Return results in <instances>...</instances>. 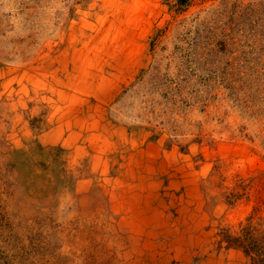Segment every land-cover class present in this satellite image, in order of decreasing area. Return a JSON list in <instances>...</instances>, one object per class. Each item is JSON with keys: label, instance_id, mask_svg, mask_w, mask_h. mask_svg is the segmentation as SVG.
Segmentation results:
<instances>
[{"label": "rangeland", "instance_id": "rangeland-1", "mask_svg": "<svg viewBox=\"0 0 264 264\" xmlns=\"http://www.w3.org/2000/svg\"><path fill=\"white\" fill-rule=\"evenodd\" d=\"M0 264H264V0H0Z\"/></svg>", "mask_w": 264, "mask_h": 264}, {"label": "trees", "instance_id": "trees-1", "mask_svg": "<svg viewBox=\"0 0 264 264\" xmlns=\"http://www.w3.org/2000/svg\"><path fill=\"white\" fill-rule=\"evenodd\" d=\"M188 3H189V0H177V5L180 7L188 5Z\"/></svg>", "mask_w": 264, "mask_h": 264}]
</instances>
